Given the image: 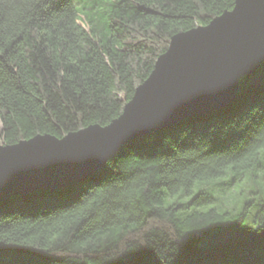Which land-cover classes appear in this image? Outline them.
Returning <instances> with one entry per match:
<instances>
[{
    "label": "trees",
    "instance_id": "trees-1",
    "mask_svg": "<svg viewBox=\"0 0 264 264\" xmlns=\"http://www.w3.org/2000/svg\"><path fill=\"white\" fill-rule=\"evenodd\" d=\"M235 1L0 0V145L109 125L174 35ZM249 170L243 203L212 204ZM0 264H264V62L234 103L128 142L74 184L0 199Z\"/></svg>",
    "mask_w": 264,
    "mask_h": 264
},
{
    "label": "water",
    "instance_id": "water-1",
    "mask_svg": "<svg viewBox=\"0 0 264 264\" xmlns=\"http://www.w3.org/2000/svg\"><path fill=\"white\" fill-rule=\"evenodd\" d=\"M263 62L264 0H236L208 25L174 35L109 125L0 145V199L74 184L103 169L128 142L234 103L240 80Z\"/></svg>",
    "mask_w": 264,
    "mask_h": 264
},
{
    "label": "rangeland",
    "instance_id": "rangeland-1",
    "mask_svg": "<svg viewBox=\"0 0 264 264\" xmlns=\"http://www.w3.org/2000/svg\"><path fill=\"white\" fill-rule=\"evenodd\" d=\"M106 1H108V0H104V1H102V0H94V1H92V0H76V4H77L78 8L80 9V8H85V7L86 8H89L91 5H94V4L98 5L99 3L106 2ZM82 6H84V7H82ZM95 10H97V9H95ZM81 19L84 20L83 17ZM79 23L81 25H83L84 27H86L87 30H89L88 24H86L84 21H79ZM164 53H166V52H164ZM158 59H157V61H158ZM157 61H156V63H157ZM156 63L154 65V68H153L152 72L155 69ZM253 171L252 170H249L248 173H246L245 175H241L239 177H232L231 180H229V181L223 183L222 185L218 186L217 187L218 188V190H217L218 193L216 194L215 198L213 199L212 204L214 206H216V207H228V206L232 207L234 205V203H235V201H234L235 199L237 201H239L240 203H243L244 200L249 195L248 194V191H249L248 185H251V183L248 180L250 178V175H252V172ZM228 177H230V176L228 175L227 178ZM199 187H200V184H197L195 186L194 193L197 192V190H198ZM234 191H235V193H234ZM249 193H250V191H249Z\"/></svg>",
    "mask_w": 264,
    "mask_h": 264
},
{
    "label": "bare ground",
    "instance_id": "bare-ground-1",
    "mask_svg": "<svg viewBox=\"0 0 264 264\" xmlns=\"http://www.w3.org/2000/svg\"><path fill=\"white\" fill-rule=\"evenodd\" d=\"M1 125V124H0Z\"/></svg>",
    "mask_w": 264,
    "mask_h": 264
}]
</instances>
